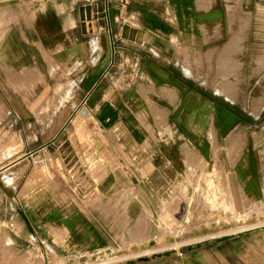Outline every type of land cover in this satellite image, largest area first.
<instances>
[{
    "label": "crops",
    "instance_id": "crops-1",
    "mask_svg": "<svg viewBox=\"0 0 264 264\" xmlns=\"http://www.w3.org/2000/svg\"><path fill=\"white\" fill-rule=\"evenodd\" d=\"M244 4L44 0L13 19L0 9V264L7 245L45 259L138 250L119 264L174 263L165 248L150 258V244L175 202L170 184L196 160L197 172L226 169L235 209L264 198V93L252 106L233 98L206 57L217 65ZM234 251L191 255L263 264Z\"/></svg>",
    "mask_w": 264,
    "mask_h": 264
},
{
    "label": "rangeland",
    "instance_id": "rangeland-1",
    "mask_svg": "<svg viewBox=\"0 0 264 264\" xmlns=\"http://www.w3.org/2000/svg\"><path fill=\"white\" fill-rule=\"evenodd\" d=\"M42 3L44 0H0V9L10 8L12 11L7 12L5 18L13 19L14 7L24 12ZM244 5L245 15L229 17L230 33L225 38L228 42L217 53V65L211 64L212 51L206 53V57L210 60L208 67L214 77L220 76L219 79L234 84L235 95L232 97L252 106L255 94L264 93V0H245ZM233 36L237 37V41L228 49L226 46ZM201 58V53L197 52V59L194 61L198 60L197 63L205 68ZM260 76L263 79L261 84ZM223 87L226 88V85ZM237 90L240 95H236ZM259 105L260 103H255L254 109H258ZM157 115L163 117L166 113L159 112ZM193 162L199 164L197 160ZM216 164L213 169V165H210L203 172H197L196 165H193V176L183 175L175 186L170 184L169 192L175 202L167 203L166 208H162L167 222L158 223L157 234L160 239L151 242L150 258L156 257V253L165 248L167 253L176 251L170 258L175 259L171 264H196L195 256L192 257L191 253L203 248L209 250L212 247H221L229 250L231 259L238 257L234 249H245L247 255H257L264 264V198L253 203L248 202L249 205L242 210L231 207L227 171L225 169L221 175L218 174ZM173 203L174 206H168ZM6 248L5 264H119L142 256L138 255V250L128 253L125 250L111 255H90L85 259H74L55 253L53 257L45 259L40 254L17 252L10 245ZM199 257L205 258L203 255Z\"/></svg>",
    "mask_w": 264,
    "mask_h": 264
},
{
    "label": "bare ground",
    "instance_id": "bare-ground-1",
    "mask_svg": "<svg viewBox=\"0 0 264 264\" xmlns=\"http://www.w3.org/2000/svg\"><path fill=\"white\" fill-rule=\"evenodd\" d=\"M59 1H60V0H59ZM63 2H64V1H63ZM51 3H52V2H51ZM40 10H41V9H40ZM2 12H3V11H2ZM2 12H1V13H2ZM33 13H34V12H33ZM1 17H2V15H1ZM31 25H32V24H31ZM236 41H237V37H236V36H233V37H232V40L229 42V45H227L226 48H228V49L232 48L233 45L236 43ZM222 60H223V57H222ZM222 60H221V61H222ZM219 65H220V70H222L223 67H222V64L220 63V61H219ZM40 76H41V75H40ZM221 76H222V75H221ZM42 79H43V78H42ZM219 81H220V80H219ZM220 82H221V81H220ZM224 83H226V82H224ZM218 84H219V85H218ZM218 84H217V87H218V88H216V89H220L219 87H221V88L223 89V83H218ZM227 84H228V87H231V86H229V83H227ZM224 89L229 90V89H227V87L224 88ZM223 92L226 93V91H223ZM223 92H222V93H223ZM63 96H64V95H63ZM86 118H87V117H86ZM219 171H220V172H219ZM217 172H218V174H220V175L222 174V166L219 165V166L217 167ZM27 183H28V182H27ZM24 189H26V188H24ZM24 191H25V190H24ZM239 191H240V190H239ZM242 192H243V191H242ZM234 196H235V195H234ZM235 197H236V196H235ZM241 197H242V195H241ZM230 199H231V200H230V206L233 207L232 196L230 197ZM234 199H235V198H234ZM236 200H237V199H236ZM244 201H245V200H244ZM246 202H247V201H246ZM246 202H245V203H246ZM235 203H236V202H235ZM237 205H238V204H237ZM237 205H236V206H237ZM248 205H249V204H247V206H248ZM255 205H256V204H255ZM243 206H244V205H243ZM245 206H246V205H245ZM243 208H244V207H243ZM241 210H242V209H241ZM241 210H240V211H241ZM232 211H233V210H232ZM233 212H234V211H233ZM243 213H244V212H243ZM237 215H238V214H237ZM243 215H244V214H243ZM231 218H232V217H231ZM241 218H242V217H241ZM140 219H141V218H140ZM235 219H236V218H235ZM13 220H14V219H12V221H13ZM13 222H14V221H13ZM142 222H143V221H141V223H142ZM14 223H15V222H14ZM145 223H146V222H145ZM16 224H17V223H16ZM16 224H15V225H16ZM142 224H143V223H142ZM160 224H161V223H160ZM2 225H3V224H2ZM145 225H146V224H145ZM246 225H247V224H246ZM12 226H13V225H12ZM141 226H142V225H141ZM143 226H144V225H143ZM243 226H245V225H243ZM251 226H252V225H251ZM15 227H16V226H15ZM21 227H22V226H21ZM239 227H240V226H239ZM241 227H242V226H241ZM246 227H247V226H246ZM234 228H235V227H234ZM16 229H17V228H16ZM227 230H228V229H227ZM256 237H257V236H256ZM262 241H263V240H262ZM80 242H81V241H80ZM261 246H263V245H261ZM249 247H250V246H249Z\"/></svg>",
    "mask_w": 264,
    "mask_h": 264
}]
</instances>
